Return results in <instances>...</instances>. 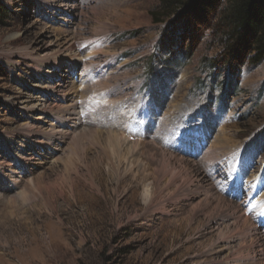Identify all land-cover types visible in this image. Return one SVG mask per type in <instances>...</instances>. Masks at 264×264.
<instances>
[{
    "label": "rangeland",
    "instance_id": "374dc122",
    "mask_svg": "<svg viewBox=\"0 0 264 264\" xmlns=\"http://www.w3.org/2000/svg\"><path fill=\"white\" fill-rule=\"evenodd\" d=\"M63 1L0 0L8 8L0 23V264H264L259 248H250L256 235L249 227L210 224L228 202L243 204L246 195L239 194L248 188L243 206L264 232V184H239L264 172V60L247 62L235 82L218 62L223 44L214 29L194 30L183 44L187 56L179 42L169 55L161 39L177 12L163 16L160 0H75V20ZM63 37L73 49L59 44ZM81 75L79 123L91 125L75 129L70 122L32 175L18 160L31 156L42 137L24 133L43 125L42 104L60 99ZM111 131L128 142L124 153L134 146L131 167L109 147ZM219 136L226 149L206 154ZM163 150L164 167L179 180L163 182L149 205L144 192ZM184 159L221 173L217 192L226 201L215 207ZM71 182L78 185L75 198Z\"/></svg>",
    "mask_w": 264,
    "mask_h": 264
},
{
    "label": "bare ground",
    "instance_id": "6f19581e",
    "mask_svg": "<svg viewBox=\"0 0 264 264\" xmlns=\"http://www.w3.org/2000/svg\"><path fill=\"white\" fill-rule=\"evenodd\" d=\"M63 5L66 8H68V11H66V12L68 13L70 19L72 17H74V20H75L77 16H80L79 5L77 4V2L75 0H65V1H63ZM58 41H59V44H62L61 46L65 50H67V49L68 50L69 49H73V47H74V45L70 42V39L69 38H66V37L58 38ZM85 77L86 76L81 75L78 79L75 78L73 80H70V82L68 83V85H67V87L65 89V93L63 94V96L60 99L58 98V99L53 100V103H48V104L47 103L46 104L43 103L42 104V107L40 109L41 112H42L41 114L45 118L44 121L42 120L43 121V125L40 128H37V129H35V127L32 128V129L28 128L27 129L28 132H25L24 133V136L26 138H29V137L32 138L37 133H39L40 136L42 137L41 140L39 139V141L37 143V146H35L36 149L34 150V153L33 154L32 153H29V154H31V156H29V157L27 156L30 159H28L26 157L25 159L18 160V161H20V163L23 165V167L25 169L26 168H31L29 170V172L32 175L34 174L35 168H38V166L45 167V164H46L45 162H46V160L48 158V155L49 154L52 155V153L48 152L49 149L47 150V148H46V146L49 145L50 142L52 144H54V146L59 145L60 141H59L58 138L63 137L64 136V132H66V131L69 132V127L72 124H74L75 129H77V128L81 127V126L88 128L91 125V123L89 121H87V120L85 121V124H83V122L79 123V121L81 120V118H83V115L85 114V112H84V110L81 111L82 107L79 105V103H77V100H76L77 98L84 97V92H82V91L80 92L78 89H75V88L77 87V81L80 84L86 83ZM70 122L72 124H70ZM60 123H62L63 125L55 133L56 126L58 124H60ZM110 126L108 128H110ZM105 133H106V137H109V147L111 149H113L114 151H116L117 154H118V156L119 157H122L124 159V162L127 165H129V167H131L132 166V160L131 159H132L133 154H134L133 153L134 146L133 145H129L128 148H129V150L131 152L124 153V151H125V149H126V147L128 145V142L127 141H124L123 142V140H122V137L123 136L122 135L120 136V133L118 134L117 131H111V132H105ZM123 139H124V137H123ZM221 140L222 139L219 136L216 139V141H214L208 147V149H206L207 150L206 151V154L210 153L211 155L216 156V152L217 151H219L221 149L222 150H225L226 148H224L223 142ZM114 142H118L120 145H117ZM112 143L115 145L114 147L112 146ZM220 145H222V146H220ZM227 150H228V147H227ZM40 151H42V152H40ZM106 151H105V154H107ZM164 152H165V150L162 151V153H163V156H162L163 159H161L158 162V164L156 165L159 168H158V170L156 169L155 173L153 171V173H154L153 180L147 185V187L145 189V192H144V200L149 205L150 204H153L154 200L157 198V195L160 194V193H162L163 190L161 188V184L163 182L167 186H169V185L171 186V185L177 184V182L179 180V177L176 174L173 173L174 174L173 175L171 173L173 171L172 169L170 171V170H168V169H166L164 167V161H165ZM37 153H38V155L35 156V154H37ZM32 159L34 161L36 160V162H34L35 165H31L32 163H29V162H31L30 160H32ZM27 160H29V161H27ZM180 160H181V158L178 161L177 160H175L174 162L173 161L172 162L170 161V163H171L170 164V167H171V165H173L175 167L178 166L179 163H180L179 162ZM185 163H186V165H188V166L191 167V169H192L191 174L193 175L194 179H196V181H198L202 185L203 190L205 189L206 192H208V193L211 192L213 194V197L215 199L214 200V202H215V205L214 206L215 207H216V204L218 206L219 203L226 201L225 197L217 192L218 190H217V185H216L217 183L216 182L218 181L221 173H218L217 175L211 174L209 172V170L206 168L207 165L205 167H203L202 164L200 163V161L199 162H197V161L192 162V161H189V160H185L184 161V164ZM34 166H36V167H34ZM181 166L182 165H180V167ZM78 170L79 169L76 170L77 171V174L80 175L81 173ZM22 172L25 173V170H22ZM87 173L89 174V176L91 178V184H92V186L96 187L97 190H98V192L101 193L104 196L102 187L100 185H98V183L96 182L95 177H94V174L90 170V168H87ZM9 176H12V175L9 174ZM7 177H8V174H3V178L4 179H6ZM12 177H13V183H14V185L17 186L18 183H19V180L18 179L17 180L16 179L14 180V176H12ZM37 178H36L37 180L35 179L34 182L40 183L42 181V179H43V176L39 175ZM190 181H192V180L190 179ZM21 182H22V180H21ZM29 184L30 183L27 181L26 188H28V190H29ZM30 190H32V189H30ZM70 192H71V194H72V196L74 198L76 197L77 194H79L78 193V185L76 183H72L71 182ZM58 195H59V193H58ZM60 195L62 197H64V195H65V192H64V189L63 188H62V190H60ZM105 196H106V194H105ZM23 198H27V196L23 195ZM49 202L51 203L52 206L55 204L54 202L51 201V199L49 200ZM244 203L241 204V202L239 203V202H235V201L228 202V204H227V210L224 209V210H226V212L224 211V213L222 215L215 216L211 220V222H210L211 228H218V226L220 227L225 222H227V224H228L229 227L232 226V225H234L233 227H237L238 225H242V226H245V229H247L246 227H249L250 228V231L256 235V240L252 243V246L250 245L251 246L250 248H252L253 245L255 244L254 246L257 247V250L259 248L260 254L264 256V254H263L264 253L263 252L264 251V232L263 231H260L259 228H258V225L255 224V222H253V219L251 217L252 215L250 214L251 215L250 216L247 213L248 211L245 210V208H244L245 206H243ZM55 208H56V206H55ZM117 209H118V207H117ZM248 210H249V208H248ZM117 211H119V209L116 210V212ZM254 219H256V217ZM260 219H261V217L259 218V221H260ZM240 230H242V227H241ZM223 242H224V239H223ZM257 254L260 255L259 253H257Z\"/></svg>",
    "mask_w": 264,
    "mask_h": 264
},
{
    "label": "trees",
    "instance_id": "16d2710c",
    "mask_svg": "<svg viewBox=\"0 0 264 264\" xmlns=\"http://www.w3.org/2000/svg\"><path fill=\"white\" fill-rule=\"evenodd\" d=\"M160 2L163 16L177 12V18L172 25L173 30L165 33L161 39L164 48L168 49L172 57L178 53L179 43L184 56L188 54L187 50L182 49L183 44L195 37V31L202 33L211 28L221 37L223 44L218 62H223L224 66L231 70L235 82L239 78L241 68L247 62L251 61L258 65L264 60V0H160ZM224 3L227 4L225 7ZM7 11L8 8L0 4V23L7 17ZM165 11H168L167 14ZM160 16L155 18V22L162 21ZM183 22L184 24L186 22V25H183ZM217 67L214 65V68Z\"/></svg>",
    "mask_w": 264,
    "mask_h": 264
}]
</instances>
